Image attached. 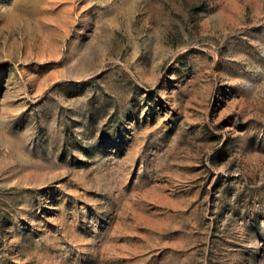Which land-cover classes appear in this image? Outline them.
I'll list each match as a JSON object with an SVG mask.
<instances>
[{
	"label": "rangeland",
	"instance_id": "obj_1",
	"mask_svg": "<svg viewBox=\"0 0 264 264\" xmlns=\"http://www.w3.org/2000/svg\"><path fill=\"white\" fill-rule=\"evenodd\" d=\"M0 264H264V0H0Z\"/></svg>",
	"mask_w": 264,
	"mask_h": 264
}]
</instances>
